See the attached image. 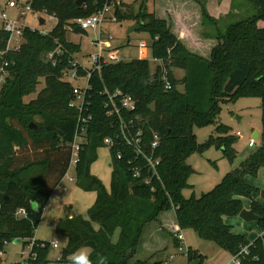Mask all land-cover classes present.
<instances>
[{"label":"trees","instance_id":"1","mask_svg":"<svg viewBox=\"0 0 264 264\" xmlns=\"http://www.w3.org/2000/svg\"><path fill=\"white\" fill-rule=\"evenodd\" d=\"M76 1H28L32 13L52 17L56 23L46 35L25 29L18 51L0 58V66L2 61L7 62L0 88V251L5 244L21 240L31 245L29 254L34 258H29L28 264H49V243L35 239V230L50 195L69 169L76 112L68 107L73 87L64 80L63 72L80 47L67 40V32L74 28L72 20L95 14L105 0H84L80 6ZM194 1L200 13L199 25L210 29L204 36L212 41L205 57L187 50L172 31L169 18L157 17L141 4L135 11L116 8L117 22H134L148 34L152 58L161 60L162 65L150 72L147 60L135 59L106 64L99 73H92L88 92L92 121L74 180L79 189L93 192L95 200L87 210V219L81 215L59 219L55 232L66 238L59 263H72L69 256L88 248L91 264H100L101 259L105 264H149L138 255L142 235L162 213L173 211L181 231L191 230L229 255L246 248L248 255L242 257L243 264H264V237L249 241L231 233L223 222V217H238L244 209L241 199H248L249 210L260 217L256 225L264 233V209L252 198L260 191L244 181L246 176L256 178L264 168V0H246L255 13L224 30L208 15L203 0ZM259 22L263 26L259 27ZM7 37L0 31V51ZM57 47L64 53L53 65L46 57ZM163 70L171 83L170 90L163 86ZM173 70L182 71V78L176 79ZM78 74L83 76L84 72ZM104 89L110 93L121 90L136 102L129 118L142 132L145 151L150 150L153 134L158 136L156 173L149 176L148 171H141L142 178L149 179L148 184L132 177L127 161L135 155L121 144L110 148L108 192L90 174L97 150L104 147L103 140H115L118 135V126L105 116ZM238 97L260 100L258 148L211 190L185 198L182 192L191 188L188 177L194 172L186 160L193 151L202 154L214 145L230 164L235 160L236 137L227 126L216 125L215 136H209L203 144L196 143L192 129L214 123L222 101L233 102ZM30 123L36 128H29ZM118 151L123 154L121 159L115 156ZM32 203L37 204L36 210ZM115 232L118 236L113 242ZM196 260L203 264V256L188 248L186 264Z\"/></svg>","mask_w":264,"mask_h":264},{"label":"rangeland","instance_id":"2","mask_svg":"<svg viewBox=\"0 0 264 264\" xmlns=\"http://www.w3.org/2000/svg\"><path fill=\"white\" fill-rule=\"evenodd\" d=\"M7 1L8 0H0L1 9L5 7ZM27 1L30 0H18L22 5ZM145 1L122 0L119 8L122 11L129 9L135 11L141 4L144 8L147 7L146 9L150 10L152 0H147L146 4ZM204 5L208 15L210 14L209 16L219 23L222 30L230 24L249 18L255 13L254 6L246 0H205ZM6 10H8V8ZM7 13H9L10 16L19 17L18 12L14 9H9ZM37 17V14L28 13L23 22L30 28L45 32H49L56 23L54 18L41 15V18L44 19V24L39 25ZM129 22L128 20L117 23L111 22L106 28L104 27V30L112 37V39L108 41V44H103L102 46L104 52H106L104 53V57L107 59L109 56H112L114 59L120 60L119 62L140 59L137 45L142 41L146 44L144 49L145 56L142 59L149 62L150 72H154L157 63L153 62L151 40L147 33L140 30L127 34V30L130 27L128 26ZM207 27L209 26L205 25L201 28L200 25H193L191 30L194 33V37L200 36L202 39L206 40L204 36L210 33V29ZM103 35L106 36L105 33ZM94 38L95 33L90 30L87 32V36L75 33L73 30L67 32V40L80 47L79 52L74 58L85 68L90 67L88 64L90 56L95 53V47L92 45ZM186 48L191 53H194L192 51L196 49L193 47L192 43H189V46ZM173 72L176 79L179 80L182 78V71L173 70ZM4 76V73H0V88ZM65 80L70 82L72 86L82 87L84 85V80L82 79L70 80L66 78ZM42 86L43 84L37 88V91H39ZM178 90L182 91V87L178 86ZM31 97L33 98L34 95ZM30 98L25 100L28 101ZM259 106L260 100L257 97H238L233 102H227L226 99L223 100L222 104H220V112L215 118L214 123L202 127H193L192 131L196 143L203 144L209 136H215V126L218 124L227 126L233 136L238 132L240 136H236V142L234 144L237 156L233 162L235 166L238 167V164L255 150L256 145L251 148L248 146L251 135L256 132L259 134L260 139L262 122ZM257 139L258 138L254 139V141ZM186 163L191 166L194 172L188 177V184L191 188L182 192L185 198H189L192 193L195 197H199L201 194L208 192L231 170V164L226 159L222 158L220 149L215 148L214 145H210L202 154L193 151L186 160ZM111 170V151L110 148L104 146L97 150V158L90 166V174L101 182L107 192L110 187ZM70 178H72V180H70ZM74 179L75 168L70 167L67 174L50 195L35 230L36 239L49 243L47 257L49 264H72L58 262L61 250L66 244V238L55 232L59 218H64L72 214L81 215L83 218L87 219V210L92 206L95 200V194L79 189ZM249 182L259 187V189H262L261 186H264V171H261L257 178L251 179ZM241 223V225H245V228L242 229V227H239L238 229H233V226H231V229L235 232H240L242 230L240 233L244 234L247 238H249L250 235H252V237L258 236L259 230L254 222ZM95 228H97L96 225ZM174 230L175 229H173L172 233ZM182 234L185 246L192 250H196L203 256V264H227L230 259V255L227 252L221 250L211 242L199 239L191 230L182 231ZM117 235L118 232H115L112 238L113 242L117 240ZM51 243H57L58 247L53 248ZM81 250H86L89 254L88 248H80L73 254ZM0 253V264H18L25 260L28 249L26 245L22 243L14 244L13 242H9L3 246V252L0 251ZM73 254L68 258L72 259ZM138 255L140 260H147L149 264H186L187 254L185 252L180 253L174 240L168 237L166 249L158 251L155 254H153L152 251L145 252L139 249ZM170 256L173 257L171 261L168 260ZM133 261L134 260H132V262Z\"/></svg>","mask_w":264,"mask_h":264},{"label":"built area","instance_id":"3","mask_svg":"<svg viewBox=\"0 0 264 264\" xmlns=\"http://www.w3.org/2000/svg\"><path fill=\"white\" fill-rule=\"evenodd\" d=\"M121 0H105L101 9H99L95 14L86 18H75L72 20V25L74 27H79L80 29L88 32L93 31L95 33V38L92 41L93 47H95V53L90 56V61L88 62L89 68H85L80 65L79 62L75 60L73 56L70 66L67 70L63 72L64 80L66 78L70 80H84V85L82 87L72 86V98L69 101L68 107L76 112V124L73 132L72 141L70 143L71 155L69 160V168L76 167L79 161V153L87 143L88 136V126L92 121V116L88 114L89 108V96L88 92L90 90L89 79L92 73H99L101 68L106 64H115L120 60L114 59L109 56L107 59L104 57L103 44H108V41L112 37L106 34L103 30V26L107 22L115 23L117 22L115 16L116 8H119ZM17 9L18 18L11 17L7 14L6 9ZM28 13H32L30 5L25 3L24 5H18V1L9 0L5 3V7L0 9V31L7 34V41L3 51H0V58L9 52L18 51L20 45L23 42V32L25 29L30 31H38L41 35H46L49 32L39 31L37 29L30 28L23 22L24 18ZM37 21L41 16L37 14ZM105 33L106 36L103 34ZM156 39V38H155ZM139 50V57L142 59L145 56L146 44L140 41L137 45ZM63 51L57 47L54 51L50 52L46 59L53 65H55L57 57L63 55ZM153 62L157 63V66H161L162 62L159 59H153ZM7 66V62L4 60L0 66V73H4V68ZM156 66V67H157ZM155 67V68H156ZM84 72L83 76H79L78 72ZM6 76V74H5ZM4 76V79H5ZM4 79L2 81H4ZM161 80L163 86L166 90L171 89V83L169 82L165 70L162 71ZM66 81V80H65ZM70 83V82H69ZM103 95L105 100L103 103V108L105 109V116L110 120L112 125L116 124L118 126V135L115 140L111 138H105L103 140V145L111 148L114 145L121 144L122 146L129 149L134 153V159H128L127 163L130 166V172L132 177L137 179H143V183L148 184L149 179L142 178L141 171L146 170L149 176L156 173V166L158 165V159L155 158V150L158 146L159 139L156 134H153L152 142L150 144V150L145 151L142 145V132L135 124L134 120L129 118V114L135 112L136 102L134 99L121 90H115L110 93L104 89ZM235 136H240L237 132ZM255 141L250 139L248 142L249 146H253ZM116 158L121 159L123 154L118 151L116 153ZM142 166V168L139 167ZM69 170V169H68ZM68 172V171H67ZM67 174V173H66ZM65 174V175H66ZM72 180V178H70ZM23 214L22 211H19ZM264 237V233H260L258 237ZM173 238L177 242V249L180 253L185 252L187 254L188 248L184 244V237L182 231L179 228H175L173 232ZM53 248H57V243H51ZM28 253L25 260L21 264H28L29 258H34L33 255L29 254L31 245L26 246ZM1 254V253H0ZM248 252L246 248H242L239 253L235 255H230V259L227 264H243L242 257L247 256ZM173 259L172 256L169 257V261Z\"/></svg>","mask_w":264,"mask_h":264},{"label":"crops","instance_id":"4","mask_svg":"<svg viewBox=\"0 0 264 264\" xmlns=\"http://www.w3.org/2000/svg\"><path fill=\"white\" fill-rule=\"evenodd\" d=\"M146 1H145V4H146ZM203 1L205 3V0H203ZM121 3H122V0H121ZM18 5L20 6L21 4L18 2ZM150 8L151 9L150 10L147 9V11L153 12L157 17H160V18L166 17V18H169L171 20L173 32L186 45V47L189 46V43H192L193 47H195L197 49V50L195 49L192 52L197 53L203 57L207 56V54L209 52V48L211 47L212 41L211 40H204L200 36L194 37V33L191 30L193 25H195V26L199 25V22H200V13L198 11L197 3L194 0H152V6ZM8 10H9V8H8ZM8 10H6V12H8ZM14 10L16 12H18L17 9H14ZM7 14L9 15V13H7ZM11 17H15V16H11ZM15 18H17V17H15ZM110 23L111 22L105 23L103 26V30H104V27L106 28V26ZM115 23H117V22H115ZM131 23H134V22H129L128 26L132 25ZM258 26L259 27L263 26V23L259 22ZM104 32L106 34H109L105 30H104ZM254 133H256V132H254ZM254 133L251 135V139H253ZM257 135H258V137H257L258 139L255 140V144L253 146L248 145L250 148L255 147V145H256L255 150H256V148H258V145H259V134L257 133ZM254 151H252V153ZM251 154H249L248 156H250ZM246 158L247 157H245L244 160ZM233 162L231 164V170L236 168V166ZM232 167H233V169H232ZM261 171H264V168H261L258 171L257 177L259 176ZM247 178H250V179H247ZM251 179H255V178H251L249 176L244 177V181L247 184L258 189L259 191L264 189V186H261L262 189H259V187L252 185L251 182H249ZM259 195H260V193L259 194H253L252 198L264 209V200H262ZM241 201H242L244 209L249 210L250 201L248 199H244V198H242ZM71 216H72V214H69V217H71ZM223 222L230 227L231 233H233L235 235L245 236L244 234L240 233L242 230L240 232H238V231L235 232L234 230L231 229V226H233L232 227L233 229H235V228L238 229L239 227H242V229L245 228V225H241L242 224L241 222H244V221H242L239 217H223ZM244 223H246V222H244ZM254 223L256 224V222H254ZM175 228H178V227L176 226V223H175L174 212L169 211L166 213H162L159 216L158 222L152 223L148 227H146V229L142 235V238H141V243H140L139 249L141 251H145V252H149V251L150 252L151 251L156 252L159 250L166 249L167 248V238L171 237L174 240L173 235H172L173 234L172 231ZM259 234H260V231L257 235L259 236ZM254 238H256V236L252 237V235H250L249 238H247V239L249 241H252Z\"/></svg>","mask_w":264,"mask_h":264},{"label":"water","instance_id":"5","mask_svg":"<svg viewBox=\"0 0 264 264\" xmlns=\"http://www.w3.org/2000/svg\"><path fill=\"white\" fill-rule=\"evenodd\" d=\"M15 1H18V0H15ZM83 2H84V0H77L76 1V4L78 6H80ZM38 24L39 25H43L44 24V19L40 17L39 20H38ZM139 29H140V26L138 24H132L128 28L127 34L130 33V32H133V31H137ZM73 31L75 33L80 34V35L87 36V32L84 31V30H82V29H80L79 27H74L73 28ZM29 128L35 129L36 126H35V124L30 123L29 124ZM257 137H258L257 133H254L253 138L256 139ZM260 198L262 200H264V190H261L260 191ZM32 208H33V210H36L37 209V204L36 203H32ZM238 217L242 221H244L246 223H249V222H258L260 220V217L257 216L256 214H254L252 210H247V209L241 210L240 213L238 214ZM13 243L14 244H19V243H21V240L16 239V240L13 241ZM199 263H200V261L199 260H196V261L190 262L189 264H199ZM18 264H21V263H18Z\"/></svg>","mask_w":264,"mask_h":264},{"label":"clouds","instance_id":"6","mask_svg":"<svg viewBox=\"0 0 264 264\" xmlns=\"http://www.w3.org/2000/svg\"><path fill=\"white\" fill-rule=\"evenodd\" d=\"M72 264H91L88 252L86 250H81L80 252L73 254ZM100 264H105V261L101 259Z\"/></svg>","mask_w":264,"mask_h":264}]
</instances>
